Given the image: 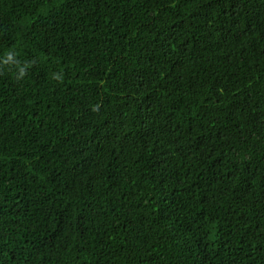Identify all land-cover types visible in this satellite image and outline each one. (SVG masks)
<instances>
[{"label": "trees", "instance_id": "1", "mask_svg": "<svg viewBox=\"0 0 264 264\" xmlns=\"http://www.w3.org/2000/svg\"><path fill=\"white\" fill-rule=\"evenodd\" d=\"M9 49L0 264H264V0H0Z\"/></svg>", "mask_w": 264, "mask_h": 264}, {"label": "clouds", "instance_id": "2", "mask_svg": "<svg viewBox=\"0 0 264 264\" xmlns=\"http://www.w3.org/2000/svg\"><path fill=\"white\" fill-rule=\"evenodd\" d=\"M36 60H21L19 53L15 49L7 50L3 56H0V75H4L5 72L10 73L15 82L19 83L24 81L29 75V70L34 67ZM53 79L63 83L64 74L62 72L54 73ZM101 105L96 104L92 107V111H99Z\"/></svg>", "mask_w": 264, "mask_h": 264}]
</instances>
